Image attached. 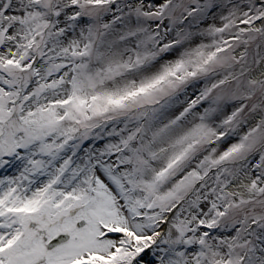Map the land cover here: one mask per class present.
Wrapping results in <instances>:
<instances>
[{
  "label": "snow or ice",
  "instance_id": "obj_1",
  "mask_svg": "<svg viewBox=\"0 0 264 264\" xmlns=\"http://www.w3.org/2000/svg\"><path fill=\"white\" fill-rule=\"evenodd\" d=\"M0 264H264V0H0Z\"/></svg>",
  "mask_w": 264,
  "mask_h": 264
}]
</instances>
